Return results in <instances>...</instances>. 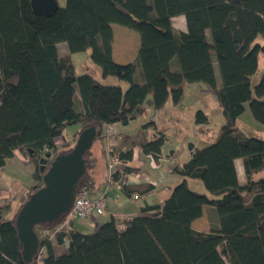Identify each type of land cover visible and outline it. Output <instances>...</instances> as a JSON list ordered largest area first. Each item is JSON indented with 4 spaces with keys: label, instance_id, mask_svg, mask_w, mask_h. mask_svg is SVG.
<instances>
[{
    "label": "trees",
    "instance_id": "1",
    "mask_svg": "<svg viewBox=\"0 0 264 264\" xmlns=\"http://www.w3.org/2000/svg\"><path fill=\"white\" fill-rule=\"evenodd\" d=\"M177 16L184 17L186 32L174 29ZM113 24L138 33L136 63L112 60ZM63 44L64 55L59 53ZM88 49L101 78L127 83L125 91L88 74L76 76L71 55ZM259 57L262 74L253 85ZM187 84L213 93L224 124L207 146L189 144L190 158L171 171L182 180L162 204L142 207L123 230L111 218L84 234L69 221L68 230L56 237L59 245L67 240L60 255L42 234L67 216L36 225L38 249L30 263L22 258L14 219H3L8 206H0V264H37L42 249V264H264V139L247 137L236 126L246 104L264 125V0H65L48 16L35 14L31 0H0V169L19 149L33 165L32 184L20 206L43 186L50 160L65 153L55 143L67 126H78L73 144L89 126L96 128L95 140H104L103 127L136 120L148 96L155 111L167 103L179 105ZM194 118L199 131L208 123L201 110ZM163 138L158 133L141 149L156 160ZM119 154L123 161L130 158V152ZM236 159L243 161V185ZM187 180L201 183L204 192L191 189ZM154 188L128 183L122 191L131 196ZM203 207L214 208L216 229L191 227Z\"/></svg>",
    "mask_w": 264,
    "mask_h": 264
},
{
    "label": "crops",
    "instance_id": "2",
    "mask_svg": "<svg viewBox=\"0 0 264 264\" xmlns=\"http://www.w3.org/2000/svg\"><path fill=\"white\" fill-rule=\"evenodd\" d=\"M182 17L183 16L174 17L172 19V23L174 19ZM177 24L179 26L176 27L177 31L186 32V23L184 17L183 21L180 20ZM66 53L67 51L65 50L62 55ZM173 69L176 70V67H173ZM215 72L217 80L219 81L217 68ZM120 87L122 88L123 85H120ZM150 104H152V100L150 101ZM169 104L170 103H167L159 111H155L152 106V109L155 111V113H157L152 116L150 120H147L146 117H144L142 114L136 119L138 123L135 126L131 127L130 122L126 126H123L119 123H115L103 127L104 136L106 129L108 128H110L115 134L113 135V137H111L109 141L105 138L104 140H97L99 146V156H96L92 161V175L89 171V176L87 177V179L90 178L87 186L91 189L90 191H88L91 197H97L101 195L104 191V181L107 173V160L105 156V149L108 147L115 149L119 153L130 152V158L125 159V161L123 162L125 164V167L137 170V172L127 174V181L129 184L140 185L142 183H147L149 185H152L150 182L156 183V186L153 190L143 194L134 193L131 196H127L125 193L122 192L118 202H115L112 196H107V209L110 216L114 215L134 217L141 214L142 207H146L148 205L153 204H162L163 201L170 194L169 191L182 180L180 177H178L171 171L175 167H179L183 162L187 161L190 158V151L188 149L189 144L192 145L194 148H201L207 146L213 141V137L208 136L209 133L207 131H201L199 133H196L195 131L198 130L199 127L197 125H194V133L196 134L195 136H193L194 140L189 141V138H187L183 130L178 128L180 127L179 122L181 120L178 117H171V114L174 115V113L168 111V114L165 116V118L164 115H161L163 114L161 113L162 110H165L166 106H168ZM179 105H177L176 107H178ZM136 120L134 122H136ZM149 123H151L152 125L146 126ZM174 127L177 133L175 132ZM158 133L162 134L164 137V143L161 147L160 154L165 157V161L160 163V165H157L153 157L149 154L144 153L141 149V144L143 142L155 139ZM172 137H174V139H172ZM60 139L62 140V138ZM62 141L65 146H70L69 142L67 143L64 140ZM25 155L26 154L24 151L20 149L16 150L13 154V157L6 161L5 166L0 169V171L10 169L11 171H16V173H19L18 170L22 169L24 166L29 168V174L26 173V175L31 176L33 165L29 157L26 158L27 155ZM234 166L239 184H245V172L243 168V161L241 159H236L234 161ZM4 177H6V181L9 179V177L6 175H4ZM188 181L193 182L194 184V187L191 189L197 192H202L200 189V184L197 181L187 180V183ZM162 188L167 190V194H165L164 196H161L160 190H162ZM10 191L15 196L20 194V197L18 199V205H14L13 201L11 203H7L8 209L6 212L8 214V218L6 220L12 219V217L15 215V213L20 207V200L26 195V193L21 194V188H19V186L15 182H13V178H11ZM146 215H149V213H146ZM110 216L98 217L99 223L110 220ZM73 223L79 231L77 225H82H80V223L78 222ZM217 226V215L213 207H203L201 217L192 222L191 224V227L198 232H208L211 229H216ZM64 228L65 230H68L67 227ZM64 241L65 251L58 253L57 255L66 253L67 240Z\"/></svg>",
    "mask_w": 264,
    "mask_h": 264
},
{
    "label": "rangeland",
    "instance_id": "3",
    "mask_svg": "<svg viewBox=\"0 0 264 264\" xmlns=\"http://www.w3.org/2000/svg\"><path fill=\"white\" fill-rule=\"evenodd\" d=\"M57 2L60 7H63L65 5V0H57ZM180 20L183 21V17L176 18L173 20L172 25L175 30H177L176 27H179L177 23ZM112 32H113L112 60L117 64L136 63L137 58H138L139 45H140L138 33L132 29L126 28L124 26H120L118 24L112 25ZM65 50H67V47L65 44L59 45L60 54H63ZM90 54H91V50L88 49L84 52L75 53L71 55V59L74 65L76 76L88 74L92 76L94 79H96L98 82L104 85H110V86L123 85L122 88H123V91H125L128 87L127 83L120 81L114 77H109L107 79L101 78L99 68L95 66L90 60ZM262 69H263V58L259 57L258 70L252 80L253 85L259 81L261 74H262ZM137 75H138V71H137ZM77 98H78V94H77ZM150 101H151L150 96H148L147 99L144 101L145 111L143 113V116L146 117L147 120H150V118L157 113V112L155 113V111L152 109V104H150ZM198 110L203 111L208 116V123L204 126H201L203 127L201 131L203 132L207 131L209 133L208 136L210 137L212 136L213 137L212 140L214 141V139L217 137L220 131V128L224 124V117L221 113L220 107L217 104L215 96L207 87L203 85H197V84L185 85L184 100L182 101V103L178 107L172 106L169 104L168 106H166L165 110H162L161 113L163 114L161 115H164V118H165V116L168 114V111H171V113H174L175 116L171 114V117H178L181 120L179 122L180 127L178 128L183 130L184 134L187 136V138H189V141L190 140L192 141L194 140L193 136L196 135L194 133V129H195V126H194L195 118L194 117H195L196 111ZM134 121L131 122L132 124L130 123L131 127L137 125L138 123L137 120L136 122ZM236 126L247 137L264 139V125L254 120L248 104L245 105V111L243 112L241 116H239L236 122ZM77 129H78V126L76 125L67 126L64 129L61 138L65 142L67 143L69 142L70 146L68 147L65 146L63 141L61 139H58L57 143H58V146L62 147V150H61L62 152L66 153L69 149L73 147L74 144L72 142V137ZM174 130H175V127H174ZM201 131L196 130L195 132L199 133ZM114 134L115 133L113 131L111 135L105 134V139L109 141L111 137H113ZM172 139H174V137H172ZM108 148H106V153H107ZM96 156H99V146H98L97 140H94L91 148L85 155V159L87 160L86 171H85V174L82 180L80 181L79 187L86 186L89 183L90 178L87 179V177L89 176L88 172L90 171V174L92 173V161L94 160ZM27 157L28 156H26V158ZM18 172L19 173H16V171H11L10 169L0 171V192H2V194H0V197H5V198H2V200H0V203L4 207L7 205V203H11L12 201L14 202V205L19 204L18 199L20 197L19 196L20 194L15 196L10 191L11 178H13V182H15L19 186V188H21V194L26 193L29 190L28 187L32 184L31 176L26 175V173L29 174V168L23 166L22 169L18 170ZM4 175L9 177L7 181ZM261 176H264V173H262ZM199 184L201 187L200 189L203 192L204 191L203 186L201 185V183ZM188 185L190 188L194 187L193 182L188 181ZM162 190H160L161 196H164L165 194H167L166 189L162 188ZM7 215H8L7 212L3 214L4 220L8 218ZM15 216H16V213L12 218L15 219ZM77 226H78L79 231H81V233L87 234L91 232V230L87 227H82L79 225ZM63 231H65V228H61V225H60L48 231L47 232L48 234H42V235H48V239L53 245L55 254L65 251V241H63V243L60 245L56 243L57 234ZM44 256H45V250L42 249L39 252V255L37 257V261H38L37 264H42L41 260L43 259Z\"/></svg>",
    "mask_w": 264,
    "mask_h": 264
},
{
    "label": "water",
    "instance_id": "4",
    "mask_svg": "<svg viewBox=\"0 0 264 264\" xmlns=\"http://www.w3.org/2000/svg\"><path fill=\"white\" fill-rule=\"evenodd\" d=\"M31 7L35 14L48 16L59 5L57 0H31ZM95 137L96 128L89 126L79 133L70 151L51 159L42 177L43 186L32 193L18 210L14 225L24 262L30 263L38 249L35 226L50 224L67 216L86 171L85 155ZM28 152L31 154L30 150ZM49 157L50 155H46L40 160L41 172L44 171Z\"/></svg>",
    "mask_w": 264,
    "mask_h": 264
},
{
    "label": "built area",
    "instance_id": "5",
    "mask_svg": "<svg viewBox=\"0 0 264 264\" xmlns=\"http://www.w3.org/2000/svg\"><path fill=\"white\" fill-rule=\"evenodd\" d=\"M106 135H111L112 130L106 129ZM58 145V143H55ZM107 173L104 181V191L97 197H91L89 192L84 188L76 191L74 200L67 214L66 221L61 225V228L67 226L69 221L78 222L82 226H86L91 230H95L99 224L98 217L110 216L107 209V196H112L115 202H118L120 195L123 192L122 187L128 184L127 173L124 172L125 164L120 158V154L113 148H108L106 153ZM157 165L165 161L163 155H159L154 160ZM154 187L155 182H150ZM2 194V192H0ZM5 197H0V200ZM0 206H3L0 203ZM114 219L116 227L123 230L126 223L129 221V216H110Z\"/></svg>",
    "mask_w": 264,
    "mask_h": 264
}]
</instances>
